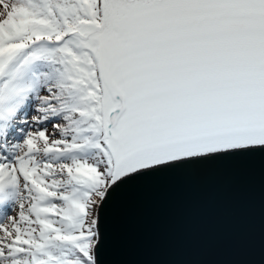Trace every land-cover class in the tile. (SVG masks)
I'll return each instance as SVG.
<instances>
[{
    "label": "snow or ice",
    "instance_id": "obj_1",
    "mask_svg": "<svg viewBox=\"0 0 264 264\" xmlns=\"http://www.w3.org/2000/svg\"><path fill=\"white\" fill-rule=\"evenodd\" d=\"M256 152L264 0H0V264H101L125 185Z\"/></svg>",
    "mask_w": 264,
    "mask_h": 264
},
{
    "label": "water",
    "instance_id": "obj_2",
    "mask_svg": "<svg viewBox=\"0 0 264 264\" xmlns=\"http://www.w3.org/2000/svg\"><path fill=\"white\" fill-rule=\"evenodd\" d=\"M101 264H264V153L204 161L121 188Z\"/></svg>",
    "mask_w": 264,
    "mask_h": 264
},
{
    "label": "rangeland",
    "instance_id": "obj_3",
    "mask_svg": "<svg viewBox=\"0 0 264 264\" xmlns=\"http://www.w3.org/2000/svg\"><path fill=\"white\" fill-rule=\"evenodd\" d=\"M14 214V213H13Z\"/></svg>",
    "mask_w": 264,
    "mask_h": 264
}]
</instances>
